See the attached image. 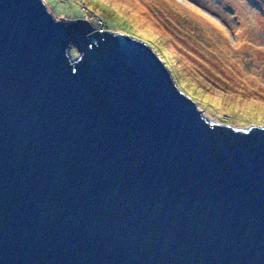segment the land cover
I'll list each match as a JSON object with an SVG mask.
<instances>
[{"label":"water","instance_id":"obj_1","mask_svg":"<svg viewBox=\"0 0 264 264\" xmlns=\"http://www.w3.org/2000/svg\"><path fill=\"white\" fill-rule=\"evenodd\" d=\"M203 113L147 42L0 0V264H264V125Z\"/></svg>","mask_w":264,"mask_h":264},{"label":"rangeland","instance_id":"obj_2","mask_svg":"<svg viewBox=\"0 0 264 264\" xmlns=\"http://www.w3.org/2000/svg\"><path fill=\"white\" fill-rule=\"evenodd\" d=\"M44 1L56 18L88 19L96 30L136 34L158 55L169 50L175 64H165L173 80L181 71L196 86L188 89L207 119L264 125V0ZM85 6L97 11V22ZM70 52L79 55L74 47Z\"/></svg>","mask_w":264,"mask_h":264},{"label":"trees","instance_id":"obj_3","mask_svg":"<svg viewBox=\"0 0 264 264\" xmlns=\"http://www.w3.org/2000/svg\"><path fill=\"white\" fill-rule=\"evenodd\" d=\"M88 1V0H87ZM94 7H96V5H94ZM85 8H87V9H91L90 11L92 12V16L93 17H95V16H99V15H97V11H95L93 8H88V7H86L85 6ZM96 18V17H95ZM101 18V17H100ZM78 20V19H77ZM94 22H97V18H96V20H94ZM106 30H104V29H102V32H105ZM108 31H111L110 29L108 30ZM113 31V30H112ZM131 35V34H130ZM136 35V34H135ZM135 35H133L132 34V36H135ZM138 36V35H137ZM135 38V37H134ZM145 42H147L149 45H151V47L152 48H154V49H157V48H155L154 47V45H153V43L152 42H150V41H145ZM169 50H167L166 52V54H163V55H161L160 53V58L161 59H163V61L167 64V66L169 65V64H171V63H173V65L175 64L174 63V61L172 60V58H171V55H170V52H168ZM170 62V63H169ZM170 66V65H169ZM177 71H179V69L177 70L176 69V72ZM176 75L178 76V80H177V85H178V87H179V89H181V90H183L187 95H189L190 97H192L194 100H199L198 99V97L196 96V94H194V93H192V92H190V90L188 89V88H193V90H197V88H196V86L192 83V82H190V80L189 79H187L186 78V76H184V74L180 71V72H177L176 73ZM238 75V74H237ZM240 76V75H239ZM240 77H242V75L240 76ZM181 79L183 80V83H182V86H179V84H180V81H181ZM198 102V101H197Z\"/></svg>","mask_w":264,"mask_h":264},{"label":"clouds","instance_id":"obj_4","mask_svg":"<svg viewBox=\"0 0 264 264\" xmlns=\"http://www.w3.org/2000/svg\"><path fill=\"white\" fill-rule=\"evenodd\" d=\"M88 20V19H87ZM100 31V30H99ZM102 31V30H101Z\"/></svg>","mask_w":264,"mask_h":264}]
</instances>
